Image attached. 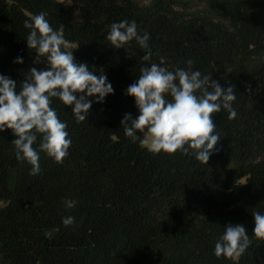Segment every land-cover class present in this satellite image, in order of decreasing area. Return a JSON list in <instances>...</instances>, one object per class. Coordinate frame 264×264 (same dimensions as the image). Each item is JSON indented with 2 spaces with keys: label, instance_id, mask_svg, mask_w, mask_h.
Listing matches in <instances>:
<instances>
[{
  "label": "trees",
  "instance_id": "16d2710c",
  "mask_svg": "<svg viewBox=\"0 0 264 264\" xmlns=\"http://www.w3.org/2000/svg\"><path fill=\"white\" fill-rule=\"evenodd\" d=\"M41 12L54 30L64 26L72 46L64 50L103 71L114 94L90 98L79 123L52 99L72 143L58 164L38 135V175L17 161L12 131L0 132V264H264V242L252 237V213L264 214V0H0V74L17 91L32 67L47 68L34 63L24 27ZM123 20L149 34L150 61L135 40L120 49L107 41ZM161 57L171 71L192 60V71L235 88L237 116L213 115L220 141L206 165L191 152L153 154L124 134L125 114L139 115L126 89ZM68 216L75 221L65 226ZM230 224L244 225L253 245L218 258L215 243Z\"/></svg>",
  "mask_w": 264,
  "mask_h": 264
},
{
  "label": "clouds",
  "instance_id": "9594fccd",
  "mask_svg": "<svg viewBox=\"0 0 264 264\" xmlns=\"http://www.w3.org/2000/svg\"><path fill=\"white\" fill-rule=\"evenodd\" d=\"M24 27L30 30L26 43L36 53L34 63L44 61L47 68L32 67L19 83V91L16 81L0 74V132L12 131L17 161H27L31 165L29 174L35 176L41 171L39 152L33 147L38 135L42 137L39 150L58 164L67 157L72 143L66 131L67 123L51 107L52 99L58 98L71 106L79 123L87 120L93 104L90 98H95V103H103L106 96L114 94V89L103 71L97 76L95 69L89 70L86 63L76 62L73 50H64L72 47L64 39V26L54 30L46 13L25 20ZM106 39L115 49L135 40L146 50L141 59L151 60L149 34L141 35L135 21L113 23ZM14 62L23 63V59L18 57ZM187 65V70L171 71L161 57L159 63L142 67L138 80L126 89V95L135 99L139 115L133 119L130 113L125 114L121 126L126 137L133 142L139 140L153 154L191 152L206 165L220 141L213 115L223 109L228 112L229 120L237 116L232 107L235 88L232 85L222 88L209 75L192 71V60ZM169 96L171 100L167 99ZM75 205L76 201H68L66 207L71 209ZM252 216L255 223L252 237L264 242V214L254 211ZM74 221L72 216L62 219L65 226L73 225ZM253 238L244 225L230 224L215 243L214 254L218 258L239 257L253 245Z\"/></svg>",
  "mask_w": 264,
  "mask_h": 264
},
{
  "label": "rangeland",
  "instance_id": "374dc122",
  "mask_svg": "<svg viewBox=\"0 0 264 264\" xmlns=\"http://www.w3.org/2000/svg\"><path fill=\"white\" fill-rule=\"evenodd\" d=\"M57 1H59V2H61V3L69 4V0H57Z\"/></svg>",
  "mask_w": 264,
  "mask_h": 264
}]
</instances>
